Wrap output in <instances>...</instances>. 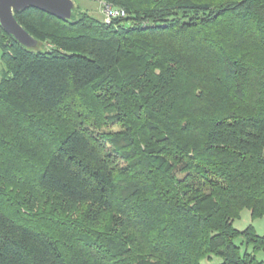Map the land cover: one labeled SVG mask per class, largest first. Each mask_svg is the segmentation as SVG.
Listing matches in <instances>:
<instances>
[{"label": "trees", "instance_id": "obj_1", "mask_svg": "<svg viewBox=\"0 0 264 264\" xmlns=\"http://www.w3.org/2000/svg\"><path fill=\"white\" fill-rule=\"evenodd\" d=\"M99 1L0 25V264H264V0Z\"/></svg>", "mask_w": 264, "mask_h": 264}, {"label": "water", "instance_id": "obj_2", "mask_svg": "<svg viewBox=\"0 0 264 264\" xmlns=\"http://www.w3.org/2000/svg\"><path fill=\"white\" fill-rule=\"evenodd\" d=\"M38 8L61 19H70L75 0H0V25L26 47H36L38 41L18 22L15 11Z\"/></svg>", "mask_w": 264, "mask_h": 264}, {"label": "rangeland", "instance_id": "obj_3", "mask_svg": "<svg viewBox=\"0 0 264 264\" xmlns=\"http://www.w3.org/2000/svg\"><path fill=\"white\" fill-rule=\"evenodd\" d=\"M76 5H80L85 10L89 11L93 15L105 18L102 9L101 2L99 0H75ZM34 49H43L41 46H37ZM4 68V63L2 61V50L0 48V70ZM1 74V72H0ZM1 77V75H0ZM234 225L237 229L244 230L249 225H253L256 228V231L260 235H264V216L259 218H253L252 212L250 209L245 208L238 219L235 220ZM257 257L260 260H264V250H261L257 253ZM223 262L222 258L214 257L212 261L205 260L204 264H221Z\"/></svg>", "mask_w": 264, "mask_h": 264}, {"label": "built area", "instance_id": "obj_4", "mask_svg": "<svg viewBox=\"0 0 264 264\" xmlns=\"http://www.w3.org/2000/svg\"><path fill=\"white\" fill-rule=\"evenodd\" d=\"M101 2V11L104 15V19L107 22H111L113 18L118 17V16H125L126 11L122 8L115 7L113 4L105 1H100Z\"/></svg>", "mask_w": 264, "mask_h": 264}, {"label": "crops", "instance_id": "obj_5", "mask_svg": "<svg viewBox=\"0 0 264 264\" xmlns=\"http://www.w3.org/2000/svg\"><path fill=\"white\" fill-rule=\"evenodd\" d=\"M2 71V69L0 70V72ZM1 75V74H0Z\"/></svg>", "mask_w": 264, "mask_h": 264}]
</instances>
